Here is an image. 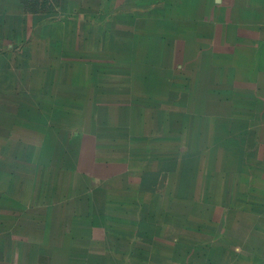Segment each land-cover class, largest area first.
Returning a JSON list of instances; mask_svg holds the SVG:
<instances>
[{
  "label": "rangeland",
  "instance_id": "rangeland-1",
  "mask_svg": "<svg viewBox=\"0 0 264 264\" xmlns=\"http://www.w3.org/2000/svg\"><path fill=\"white\" fill-rule=\"evenodd\" d=\"M124 2L0 0V264H264V0Z\"/></svg>",
  "mask_w": 264,
  "mask_h": 264
},
{
  "label": "crops",
  "instance_id": "crops-1",
  "mask_svg": "<svg viewBox=\"0 0 264 264\" xmlns=\"http://www.w3.org/2000/svg\"><path fill=\"white\" fill-rule=\"evenodd\" d=\"M98 1L100 3L101 0H98ZM158 1L159 0H125L124 3L125 5H127L126 7L129 9V12L140 11L141 13H143L155 7V3ZM20 12L22 14H27L23 7H21Z\"/></svg>",
  "mask_w": 264,
  "mask_h": 264
}]
</instances>
